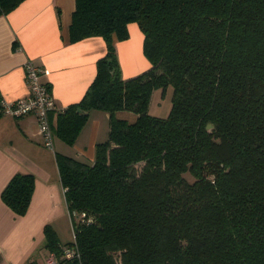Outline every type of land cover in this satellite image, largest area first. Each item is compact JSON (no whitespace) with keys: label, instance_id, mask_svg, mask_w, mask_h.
I'll use <instances>...</instances> for the list:
<instances>
[{"label":"trees","instance_id":"1","mask_svg":"<svg viewBox=\"0 0 264 264\" xmlns=\"http://www.w3.org/2000/svg\"><path fill=\"white\" fill-rule=\"evenodd\" d=\"M22 1L0 0V16ZM131 22L150 67L123 78L115 42ZM92 36L106 43L93 81L55 125L49 114L68 144L89 110L109 114L92 163L56 153L74 231L66 264H264V0H75L69 40ZM167 88V115L151 113ZM34 185L18 172L1 198L23 215Z\"/></svg>","mask_w":264,"mask_h":264},{"label":"crops","instance_id":"2","mask_svg":"<svg viewBox=\"0 0 264 264\" xmlns=\"http://www.w3.org/2000/svg\"><path fill=\"white\" fill-rule=\"evenodd\" d=\"M74 8L75 0H23L0 16V264H45L46 257L52 254L45 247L46 225L54 229L63 250L68 248L66 243L74 239L73 221L65 202L56 153L92 163L95 145L109 136V114L91 109L73 144L55 135L54 148L49 149L42 143L33 113L13 117L2 109L5 103L28 96L24 71L27 60L43 68L42 81L50 86L55 103L51 111L54 125L58 112L81 99L96 75V61L106 53V43L100 36L70 42ZM128 31L127 39L115 42L123 78L150 67L143 54V33L138 24L129 23ZM170 91L172 96L171 88L163 95L160 90L154 92L151 113L167 115ZM18 172L35 177L31 200L23 215L15 213L1 198L3 188Z\"/></svg>","mask_w":264,"mask_h":264},{"label":"built area","instance_id":"3","mask_svg":"<svg viewBox=\"0 0 264 264\" xmlns=\"http://www.w3.org/2000/svg\"><path fill=\"white\" fill-rule=\"evenodd\" d=\"M25 80L29 88L26 98L16 100L12 103H5L3 111L13 117L33 113L38 123V132L42 143L49 149L54 148V133L51 127L49 114L54 108V99L42 81L43 68L27 60L24 64ZM77 218L85 222V214L81 213ZM75 255L74 247L63 250L62 256L58 259L53 253L45 259V264H66V261Z\"/></svg>","mask_w":264,"mask_h":264},{"label":"rangeland","instance_id":"4","mask_svg":"<svg viewBox=\"0 0 264 264\" xmlns=\"http://www.w3.org/2000/svg\"><path fill=\"white\" fill-rule=\"evenodd\" d=\"M170 97H171V91H170ZM162 99H163V96H162ZM171 101V100H170ZM163 102V101H162ZM162 106H164V104H162ZM118 117H121V118H125L127 119L128 121H133L136 117L135 113L133 112H128V111H124V112H117L116 114Z\"/></svg>","mask_w":264,"mask_h":264},{"label":"water","instance_id":"5","mask_svg":"<svg viewBox=\"0 0 264 264\" xmlns=\"http://www.w3.org/2000/svg\"><path fill=\"white\" fill-rule=\"evenodd\" d=\"M209 127H211V125H209Z\"/></svg>","mask_w":264,"mask_h":264}]
</instances>
